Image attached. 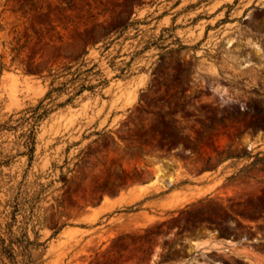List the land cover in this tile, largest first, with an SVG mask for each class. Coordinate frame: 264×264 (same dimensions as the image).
Listing matches in <instances>:
<instances>
[{"label": "rangeland", "instance_id": "1", "mask_svg": "<svg viewBox=\"0 0 264 264\" xmlns=\"http://www.w3.org/2000/svg\"><path fill=\"white\" fill-rule=\"evenodd\" d=\"M260 106L264 0H0V236L20 264H264Z\"/></svg>", "mask_w": 264, "mask_h": 264}, {"label": "trees", "instance_id": "2", "mask_svg": "<svg viewBox=\"0 0 264 264\" xmlns=\"http://www.w3.org/2000/svg\"><path fill=\"white\" fill-rule=\"evenodd\" d=\"M254 126L257 128L264 129V106H260L256 110V121ZM2 241V256H0V264H20V261L17 259L15 249L11 246L8 247L5 245V239L0 236ZM6 255V256H5Z\"/></svg>", "mask_w": 264, "mask_h": 264}]
</instances>
